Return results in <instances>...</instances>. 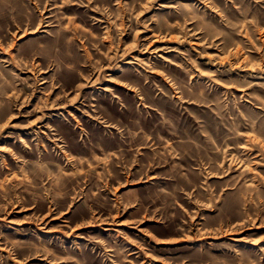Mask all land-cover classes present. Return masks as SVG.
I'll list each match as a JSON object with an SVG mask.
<instances>
[{"label": "rangeland", "instance_id": "rangeland-1", "mask_svg": "<svg viewBox=\"0 0 264 264\" xmlns=\"http://www.w3.org/2000/svg\"><path fill=\"white\" fill-rule=\"evenodd\" d=\"M0 264H264V0H0Z\"/></svg>", "mask_w": 264, "mask_h": 264}]
</instances>
